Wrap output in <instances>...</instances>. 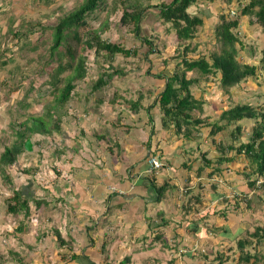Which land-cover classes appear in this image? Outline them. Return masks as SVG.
Returning <instances> with one entry per match:
<instances>
[{
    "label": "rangeland",
    "instance_id": "rangeland-1",
    "mask_svg": "<svg viewBox=\"0 0 264 264\" xmlns=\"http://www.w3.org/2000/svg\"><path fill=\"white\" fill-rule=\"evenodd\" d=\"M82 1L0 0V44L3 46V36L5 35L1 30L4 29L9 19L11 25L14 22H20L23 18L29 19L30 23L40 22L46 27L55 23L66 12L75 9ZM105 1L109 7L108 13L106 14V10L102 9L95 16L88 17L87 27L81 28V32L87 31L89 27V29H97L100 23L106 22L108 28L101 33V37L126 48L136 49L137 54L130 57L117 54L109 59L102 52L95 53L93 50L87 52L88 74L83 81H78V88L85 91L87 87L89 90V87L96 82L98 77L102 76L106 80V84L102 88L105 91L104 100H110L113 94L115 95L114 101H117L115 98L118 97L124 99L126 103L139 97L141 101L148 98L150 101L147 102V106H149L154 103L158 94L157 91L163 88L165 76H170L174 71L179 72L183 69V66L179 64L181 61L180 54L187 42L179 43L169 23L165 24L159 21L157 7L154 6V3L159 4L162 1L170 2L171 0H146L152 6L148 8L145 17L140 21L138 35L131 31L129 27L119 24V12L112 8L114 5L117 8L120 7V0ZM227 1L197 0L194 4V11L188 8L191 13L200 14L204 23L197 27L195 38L190 40L189 46L194 50L189 51L187 56L189 58L205 56L209 59L210 53L219 50V45L215 41L214 27L218 23L219 14L225 13L228 17H239V26L235 29L241 40L239 44H236L238 59L245 63L258 65L264 48V33L257 24L249 21L248 16L240 14L241 4L238 3V0H231L230 3ZM203 9H207L208 13L204 14ZM231 11H234L235 14H232ZM50 31L49 28H45L39 42H48ZM39 34L38 31L35 35ZM13 38L12 42L7 45L11 46L12 49L7 51L8 53L12 52V60L0 67V80L5 83L0 84V89L6 90L8 88L7 91L11 94V96L2 100L7 101V103L14 100L8 105L9 107H3L5 115L3 119H0V153L4 145L13 142L14 132L18 128V124L30 117V113L27 111L29 107L33 104L38 105L35 112L37 118L35 123L32 122V124L37 125L38 118L43 119L40 112L43 114L55 97L54 90L52 91L50 85L44 82L49 79L51 66H48L45 71L41 72L40 76L35 78L33 88L29 90L27 97L24 96V92L26 93L28 88L27 85H29V79L24 78L23 75H28L31 70L39 66L35 56L21 58L17 49L13 51L15 46L12 43H15L16 39ZM141 38H147L152 42V53L144 55L150 46L144 44ZM37 51H39L38 48ZM6 53H2L0 59L6 58L8 55ZM16 65L18 69L14 70ZM199 74L196 70L186 73L187 77ZM198 77L199 82L191 86L193 96L201 102V109L195 111V113H200L208 123L216 121L219 113L234 103L251 102L264 107V70L258 69L255 76L246 78L238 86L228 90L219 85L216 76L204 78L199 75ZM18 83L22 85L20 89L11 90ZM91 94V91H89L88 95L91 96ZM125 102H121L123 107H126ZM155 110L153 113L156 112ZM154 114L157 117L158 114ZM24 118L25 120H23ZM156 119V125L154 120L152 122H154L153 128L158 127L159 132L160 130L162 132L159 134V142L163 143L165 147L167 145L165 151H169V153L179 151L177 161L185 171L179 170L180 167H176L175 162L168 173L170 179L179 180L176 182L178 187L175 185L174 193L170 194V190L166 192L169 204H167L165 210H162V215L167 218V222L162 225L165 231L168 230L163 253L159 252L158 256L156 252H152L143 260L137 258V264H238L236 261L239 254L236 245L238 238L251 241V244L245 246L244 249L251 253L256 250L258 264H264V238L255 246L253 243L256 238L250 236L254 228L262 222L264 207L258 202L257 197L260 194V197L264 199V191L259 189L255 190V193L247 187L243 173L248 171L249 164L244 155L228 151V155L234 157L232 162L223 163L220 166V171L209 176L208 172L216 164L211 165L204 168L198 176L197 169L204 164V156L212 160L218 155L215 143L208 136L209 124L200 129L197 139L184 140L176 137L172 130L165 131L160 125L159 118ZM52 120L51 117H47L44 125L45 130L50 127ZM240 123L242 125L241 139H246L253 122L252 120L243 119ZM40 128L41 126H35L36 130H40ZM229 130L230 128L219 132L215 139L217 141L222 140L225 144L229 143ZM34 134L40 135V133ZM42 136L44 137V135ZM45 139V141H42V145L38 144L35 149L38 150L39 147L46 148L49 138ZM35 142L38 143L39 141ZM167 166H171V164L163 167ZM158 171L163 170L158 169ZM14 175L15 178H13ZM18 177L15 171L12 173H6L5 171L4 176L0 172V229L4 227L9 229V225L12 226L13 218H7L6 199L12 195L14 187L19 183L16 181V179L19 180ZM11 178L15 179L14 186L13 180L10 183L8 181ZM262 180L263 178L259 177L257 182L259 183ZM247 199H250L249 206L246 204ZM155 203L157 202L155 201ZM258 204H261L260 213L257 211ZM157 205L159 203L155 204V206ZM210 208H212V212L206 214ZM3 213L7 216L3 217ZM155 215L158 216L159 220V215L157 213ZM111 221L115 222V218L112 217ZM194 223L198 228L197 234L194 231H189ZM36 224L35 221L31 222L33 227ZM7 238L10 241L8 236ZM143 248L144 251L147 249L145 246ZM180 248L183 250L179 251ZM174 255L180 258V260L177 258L176 263L172 262ZM153 257H159L157 258L159 259L158 262H154ZM2 262L0 254V264H3Z\"/></svg>",
    "mask_w": 264,
    "mask_h": 264
},
{
    "label": "crops",
    "instance_id": "crops-1",
    "mask_svg": "<svg viewBox=\"0 0 264 264\" xmlns=\"http://www.w3.org/2000/svg\"><path fill=\"white\" fill-rule=\"evenodd\" d=\"M191 6L189 9L194 11ZM203 12L208 13L207 9ZM6 23L1 30L4 34L10 19ZM103 87L93 91L92 85L85 91L77 88L76 95L61 109L59 131L52 130L47 135L46 148L35 149L42 145L43 136L33 134L31 150L25 149L17 162L5 169L6 173L18 174L19 183L14 189H20L30 199V212L27 216L7 213L13 221L12 226L7 224L9 229H0L3 264H119L126 256L129 264H137V258L163 253L168 230L162 225L167 221L162 210L169 203L166 193L155 206L147 160L155 150L162 160H170L171 166L156 173L167 177L175 162L179 170L183 167L177 161L179 151H165L167 145L159 142L162 132L158 127H154L156 134L150 133L160 114L155 110L156 117L154 109H147L148 98L135 107L118 97L114 101V94L104 100ZM7 89H0V119L5 115L3 109L14 101L2 100L11 96ZM53 104L54 101L50 110ZM37 108L33 104L27 111L35 114ZM149 115L154 122L150 123ZM28 168L33 171L27 172ZM12 180L14 186L15 179L8 181ZM7 215L3 213V217ZM33 221L37 222L34 227ZM155 258L154 262H158L159 257ZM177 258L180 260L174 255L172 262L176 263Z\"/></svg>",
    "mask_w": 264,
    "mask_h": 264
},
{
    "label": "trees",
    "instance_id": "trees-1",
    "mask_svg": "<svg viewBox=\"0 0 264 264\" xmlns=\"http://www.w3.org/2000/svg\"><path fill=\"white\" fill-rule=\"evenodd\" d=\"M196 1L171 0L170 2L162 1L154 5L157 7L159 21L165 24L169 23L179 43H187L184 44L180 54L181 61L179 64L183 66V69L179 72L174 71L170 76H165L163 89L155 97L154 103L147 106V109H156L157 113L160 114L162 128L165 131L172 130L176 137L184 140L197 139L200 129L209 124L208 136L215 143L218 155L212 160L204 156V164L197 169L198 176L204 168L214 164L216 166L208 172V175L211 176L213 173L220 171V166L223 163L232 162L234 159L233 155H228L227 152L234 151L235 154H243L249 164L248 171L243 173L247 187L255 193V190L259 189L264 191V107L251 102L234 103L223 109L216 121L208 123L200 113H195V111L201 109V102L191 92V86L199 82V75L204 78L216 76L219 85L226 90L238 86L246 78L255 76L258 69L264 70V48L258 65L240 61L236 44H239L241 40L235 31L239 26V17H228L225 13H220L218 23L214 27L215 41L219 45V50L210 53L209 59L205 56L189 58L187 53L194 50L189 46L190 40L195 38L197 27L204 23L200 14L191 13L188 10ZM145 2L146 0H120V7L117 8L114 5L112 8L119 12V24L129 27L136 35L139 34L141 19L145 17L148 8L152 6V4ZM227 2L230 3L231 0ZM238 3L241 4L240 14L248 16L249 21L257 24L264 33V0H238ZM102 9L106 10V14L108 13L109 7L105 0H83L75 9L66 12L55 23L46 27L40 22L30 23L29 19L23 18L16 25L8 27L6 34L3 36L4 42L0 48V55L6 53L8 49L12 50L11 46L7 45L15 37V43H12L15 46L13 51L17 49L21 58L35 56L39 66L31 70L28 75H23L24 78L29 79V85H27L28 88L26 93L24 92V96L29 94V90L33 88L35 78L40 76L41 72L45 71L48 66H51L49 79L44 82L50 85L52 91L54 90L55 97L53 109L50 110V107H47L42 114L43 119L38 118L37 125L32 124V122L35 123L37 118L35 114H29V118L18 124L19 126L14 132L13 142L5 145L0 153V172L3 173V176L5 174L4 170L14 165L19 155L25 151L24 142L26 139H30L34 133H40V135H44L41 141H45L52 130L59 131V122L63 115L61 109L76 95L79 86L78 81H83L88 74L87 52L92 50L95 53L102 52L109 59L117 54L124 57L137 54L136 49L126 48L101 37V33L108 28L106 22L100 23L97 29H89V27L87 31L81 32V28L87 27V18L92 15L95 16ZM45 28L51 30L50 37L48 42L41 41V43L39 39ZM38 31L40 34L35 35ZM141 39L144 44L150 46L144 55L152 53V42L147 38ZM37 48L39 51H37ZM11 56L12 52H9L6 58L0 59V67L12 60ZM15 68L14 70L18 69L17 65ZM195 70L200 74L187 77V72ZM105 84L106 80L100 76L92 85L91 90L100 89ZM21 86V83H18L11 90L20 89ZM131 102L134 107L135 104L140 105V97ZM47 117H51L53 120L50 127L45 130L44 125ZM243 119L252 120L253 122L246 139H241L242 125L240 122ZM149 121L150 123L153 121L151 115H149ZM35 126H41L40 130H36ZM229 128V143L225 144L222 140L217 141L215 139L219 132ZM156 132L157 130L151 128V134ZM156 153L155 150L153 156L149 157L157 158L163 163V166L165 163L166 165L171 164L170 160L166 158L162 160L160 154L156 155ZM163 166L158 169H162ZM158 169L152 173L147 172L148 179L156 195V202L163 200L166 192L175 190L177 186L175 179H170L169 176L157 175ZM26 171L32 172L33 169L28 168ZM259 177L263 180L258 183ZM29 200L20 189H13L12 195L6 199L7 213L16 215L22 213L27 216L30 212ZM257 200L264 207V199L260 197V194ZM36 203H39V201ZM246 204L249 206L250 199H247ZM261 204H258L257 211L261 210ZM211 212L212 208L208 209L206 214ZM189 231H194L197 234L198 228L195 223ZM250 236L256 238L253 243L255 246L264 238V215L262 222L254 228ZM250 244L251 241L248 239H237L236 245L239 254L236 261L238 264H258L256 250L251 253L244 249L245 246ZM128 262L129 257L126 256L119 264H127Z\"/></svg>",
    "mask_w": 264,
    "mask_h": 264
},
{
    "label": "built area",
    "instance_id": "built-area-1",
    "mask_svg": "<svg viewBox=\"0 0 264 264\" xmlns=\"http://www.w3.org/2000/svg\"><path fill=\"white\" fill-rule=\"evenodd\" d=\"M232 14H235L234 11H231ZM147 164H148V169L147 171L149 173H152L153 171L157 170L158 168L163 166V163L161 161H159L157 158L155 157H149L147 160Z\"/></svg>",
    "mask_w": 264,
    "mask_h": 264
},
{
    "label": "water",
    "instance_id": "water-1",
    "mask_svg": "<svg viewBox=\"0 0 264 264\" xmlns=\"http://www.w3.org/2000/svg\"><path fill=\"white\" fill-rule=\"evenodd\" d=\"M24 148L28 151L31 150V142H30V139H26L25 142H24Z\"/></svg>",
    "mask_w": 264,
    "mask_h": 264
}]
</instances>
